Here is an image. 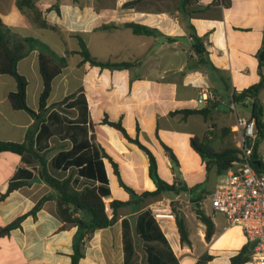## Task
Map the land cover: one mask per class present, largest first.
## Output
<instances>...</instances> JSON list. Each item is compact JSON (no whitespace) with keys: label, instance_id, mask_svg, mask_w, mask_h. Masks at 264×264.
Returning <instances> with one entry per match:
<instances>
[{"label":"crops","instance_id":"0c3cea01","mask_svg":"<svg viewBox=\"0 0 264 264\" xmlns=\"http://www.w3.org/2000/svg\"><path fill=\"white\" fill-rule=\"evenodd\" d=\"M180 2L34 0L33 8L20 9L17 0H0V22L13 36L40 40L67 60V67L53 80L47 107L67 97H72L68 104L77 101L73 108L67 104L50 108L36 151L46 157L49 172L58 178L71 172L76 178L82 168L75 165L66 168V161L54 166L61 153L74 150L69 161L84 154L98 157L103 162L110 192L104 198L107 211L112 200H130V193L119 184L113 163L117 164L123 182L136 193L154 191L156 186L149 176L147 155L105 125V118L121 121L152 152L158 175L169 183L175 181V175L171 174L173 165L161 142L171 148L179 163L180 181L191 188L197 185L180 168L177 146L184 141L190 144L193 137L202 138L209 129L218 128L222 132L228 127L233 131L238 117H251L250 104L243 105L249 108V114L242 116L222 113L219 106L230 109L235 92L264 82V58L260 57L264 44V0H229L227 7L216 0H194L186 8ZM130 24L147 27L151 32L135 34ZM192 33L203 40L212 66L203 64L193 51ZM81 43L100 62L138 63L129 69L93 66L79 54ZM17 69L28 82L27 105L37 112L43 90L38 52H30ZM205 89L214 93L215 100L198 104L196 100ZM15 90L14 79L0 75V140L22 143L34 119L26 111L11 108L8 95ZM81 99L87 106L83 116L79 109ZM258 99L264 104V87ZM207 107L211 110L208 121L200 114L176 113ZM189 123L203 127V133L194 135L187 131ZM258 154L264 163V152L259 150ZM200 165L205 168L201 157ZM124 170L132 178L130 186L124 179ZM15 181L25 185L0 200V229L23 215L28 216L20 228L0 237V264H70L76 228L61 229L63 223L52 201L45 202L36 216L29 215L52 192L41 177L38 162L30 155L0 153V197ZM88 185L100 183L79 178V186ZM113 188L119 189L120 199L113 194ZM108 213L111 215L112 211ZM137 216L120 212L114 226L96 231L87 241L85 256L79 264H126L122 221L134 222ZM213 221L215 234L209 242L199 219L195 224L186 221L191 245L181 244L175 219L157 222L179 264H196L204 254L213 256L207 264H231V257L247 240L239 227ZM131 234L135 255L129 264H138L134 259L143 244L136 240L134 230Z\"/></svg>","mask_w":264,"mask_h":264},{"label":"trees","instance_id":"16d2710c","mask_svg":"<svg viewBox=\"0 0 264 264\" xmlns=\"http://www.w3.org/2000/svg\"><path fill=\"white\" fill-rule=\"evenodd\" d=\"M194 0H181L180 6L186 8L192 5ZM34 0H17V6L20 9L33 8ZM217 3L227 7L229 0H216ZM40 25L45 26L41 23ZM129 27L135 34H150V29L144 26L130 24ZM192 49L198 56L199 60L205 65H211L208 60V53L204 46L203 40L192 33ZM38 52L39 71L43 82V90L39 99V110L37 112L30 109L26 101L27 79L21 75L17 69L18 63L25 58L30 52ZM79 54L84 62H89L93 66H99L110 69H129L136 65V62L122 63H104L94 58L88 51L86 45L81 43ZM260 57L264 58V44L260 52ZM67 67V60L58 56L53 49L47 44L34 38H18L13 36L12 32L0 22V75L10 76L16 83V90L9 93L8 102L11 108L15 111H26L34 119V123L28 128L25 139L22 143L6 142L0 140V153H11L18 156L30 155L40 166V174L43 181L49 185L52 192L44 196L36 206L31 210L29 215L36 216L37 211L41 209L47 201H52L56 206V215L63 223L61 229L76 228L73 237V254L71 255L70 264H79L80 260L85 256V247L89 238L98 230L107 229L114 226L120 218V209L131 208V213L138 214L134 219L133 224L128 219H123V240L125 251V262L129 264V260L133 258V236L131 231H135L136 240L143 242L148 246L146 251V264H179L178 259L171 250L167 239L162 233L157 220L154 218L150 210L145 209L146 200H158L164 194L180 195L181 193L193 194L198 186L189 188L183 181L169 183L162 179L157 172V162L152 152L144 146L136 136L129 133L122 125L121 121L113 122L107 118L103 120L105 125L115 129L128 142L136 145L143 151L149 160V176L155 183L154 191H144L140 194L128 187L121 179L119 168L116 163H113L114 172L119 180V184L128 193H130L129 201L112 200L108 207L112 211L109 215L104 198L110 192L107 186V178L104 171L103 162L98 158H92L84 154L76 159L69 161L75 154L74 150L63 152L53 163L54 166H59L64 163V167L69 168L75 165L80 168L78 177L74 178L71 172L65 178L53 176L48 169V161L46 157L36 151V144L41 131L45 128V115L50 108L61 107V105H69V108L75 107L76 102L68 101L72 97H67L59 103H55L47 107V102L52 92L53 80ZM264 87V82H260L242 92H235L232 95L231 101L234 104L246 105L250 104L251 118L256 122L257 141L254 147V158L252 161L253 167L259 173H264V163L259 158V140H264V104L258 99V94ZM83 98V97H82ZM80 103V116L87 111V106L84 99ZM213 107V106H212ZM176 113H182L184 116L190 114H200L205 121L211 119V110L209 107L201 110H182ZM214 125H212L213 127ZM230 130L223 128L222 132L226 133ZM234 131V130H233ZM164 151L168 154L169 159L174 167L177 166L178 160L172 149L161 142ZM192 149L201 157L207 172H214L216 176L223 175L231 166L233 161L238 157L240 150L237 146H226L222 148L214 147V142L211 138V130L209 129L202 138L193 137L190 140ZM78 149V148H77ZM65 168V169H66ZM175 170V169H174ZM84 177L94 181H99L100 185L79 186V178ZM176 181V180H175ZM25 185L24 182H11L6 194L0 197L4 199L14 190ZM196 215L201 223L205 226V240L209 242L215 234V224L213 218L207 215L198 205V201L204 199L201 195L195 196ZM28 214L23 215L9 225L0 229V237L7 235L10 231L21 227L23 220ZM175 224L180 236L182 245H191L189 241V233L184 216L176 212ZM251 249L247 243L240 251L231 257V264H245L250 261ZM213 259V256L204 254L196 264H207Z\"/></svg>","mask_w":264,"mask_h":264},{"label":"built area","instance_id":"2783aa9c","mask_svg":"<svg viewBox=\"0 0 264 264\" xmlns=\"http://www.w3.org/2000/svg\"><path fill=\"white\" fill-rule=\"evenodd\" d=\"M213 100L214 93L205 89L200 92L196 102L205 104ZM230 109H235L234 103ZM233 130L237 135V148L240 152L232 166L219 176L210 198L214 212L222 214L229 226L239 227L249 245L257 242L251 249L249 262L264 264V173L256 171L252 164L257 141L256 122L251 117H238ZM248 138L251 139L249 147ZM150 211L157 221L161 220V214L169 219L175 218L168 208L151 206Z\"/></svg>","mask_w":264,"mask_h":264},{"label":"rangeland","instance_id":"374dc122","mask_svg":"<svg viewBox=\"0 0 264 264\" xmlns=\"http://www.w3.org/2000/svg\"><path fill=\"white\" fill-rule=\"evenodd\" d=\"M219 110L222 113L226 112L227 114H229L230 112L237 113L239 116L249 114V108L243 106L242 104H236V110H230L227 106H219ZM228 129L231 130L230 128ZM187 131H190V133H194V135H201V133H203V127H197L196 125L189 123ZM211 138L214 142V147L216 148L235 145L237 146V135L234 131L222 133L221 129L214 128L213 130H211ZM176 149V155L181 162L180 168L185 169V175L187 176V178L196 183V185L198 186L197 190H195L194 193L191 195L187 193H181L179 199H176L177 195L169 193L164 194L158 200H146L144 204L146 206L145 209L150 210L151 206L158 209L168 208L174 215L176 212H179L184 216L185 221L195 224L198 218L195 210L196 203H194L192 200H195V196L201 195V197L204 196V199L197 202L200 208L207 215L215 219L218 225L226 223L227 220L222 214L214 212L210 198V193L212 192V189L214 188L217 180L219 179V176H216L214 172H207V170L202 165H200V156L192 149V147H190V144H187L184 141L180 143ZM259 150L264 152V140H259ZM178 165L179 163L177 164L175 171L173 169V172H171V174L174 173L175 175L176 181L174 182H178L181 179V173L179 172ZM123 175L124 179H126V183L129 186L132 185V178L128 175L126 170H124ZM112 192L117 199L121 198L118 193V188H113ZM123 209L124 208L120 209L121 213L131 212V208H125V210ZM108 211L110 212V209ZM131 223L133 224V221ZM189 223H187L188 227H190ZM141 244H143L141 252L140 254H136L134 261L138 262V264H146V251L148 246L150 245H147L143 242H141Z\"/></svg>","mask_w":264,"mask_h":264},{"label":"water","instance_id":"95a60500","mask_svg":"<svg viewBox=\"0 0 264 264\" xmlns=\"http://www.w3.org/2000/svg\"><path fill=\"white\" fill-rule=\"evenodd\" d=\"M251 145V139L248 138L247 139V146L249 147ZM257 242H253L251 245H250V249H253V247L256 245Z\"/></svg>","mask_w":264,"mask_h":264},{"label":"bare ground","instance_id":"6f19581e","mask_svg":"<svg viewBox=\"0 0 264 264\" xmlns=\"http://www.w3.org/2000/svg\"><path fill=\"white\" fill-rule=\"evenodd\" d=\"M160 219H169L165 214H161Z\"/></svg>","mask_w":264,"mask_h":264}]
</instances>
